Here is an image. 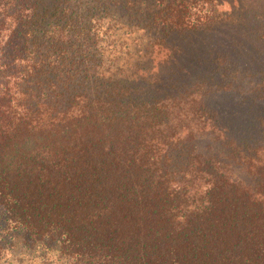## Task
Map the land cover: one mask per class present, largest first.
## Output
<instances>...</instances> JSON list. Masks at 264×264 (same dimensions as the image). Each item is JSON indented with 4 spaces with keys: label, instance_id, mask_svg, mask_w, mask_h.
<instances>
[{
    "label": "trees",
    "instance_id": "trees-1",
    "mask_svg": "<svg viewBox=\"0 0 264 264\" xmlns=\"http://www.w3.org/2000/svg\"><path fill=\"white\" fill-rule=\"evenodd\" d=\"M0 264H264V0H0Z\"/></svg>",
    "mask_w": 264,
    "mask_h": 264
},
{
    "label": "rangeland",
    "instance_id": "rangeland-1",
    "mask_svg": "<svg viewBox=\"0 0 264 264\" xmlns=\"http://www.w3.org/2000/svg\"><path fill=\"white\" fill-rule=\"evenodd\" d=\"M226 8H228V7L226 6Z\"/></svg>",
    "mask_w": 264,
    "mask_h": 264
}]
</instances>
